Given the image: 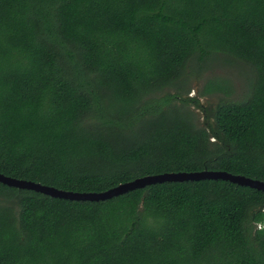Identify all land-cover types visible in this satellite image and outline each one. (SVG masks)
Segmentation results:
<instances>
[{"label": "trees", "instance_id": "16d2710c", "mask_svg": "<svg viewBox=\"0 0 264 264\" xmlns=\"http://www.w3.org/2000/svg\"><path fill=\"white\" fill-rule=\"evenodd\" d=\"M221 56L249 90L197 124L186 69ZM200 171L264 183V0H0L1 174L100 193ZM0 264H264V192L165 182L88 202L0 184Z\"/></svg>", "mask_w": 264, "mask_h": 264}, {"label": "water", "instance_id": "95a60500", "mask_svg": "<svg viewBox=\"0 0 264 264\" xmlns=\"http://www.w3.org/2000/svg\"><path fill=\"white\" fill-rule=\"evenodd\" d=\"M202 180H222L230 183L246 186L251 189L264 192V183L258 180L246 178L241 175H233L223 171H200L190 173H167L154 176H145L137 178L135 180L119 184L109 190L100 193H78L71 191H62L52 187L40 185L38 183L18 180L15 178L7 177L0 173V184L9 188H15L19 190L33 191L52 198H59L71 201H88L99 202L109 200L128 192L143 189L146 186L154 184H162L165 182H185V181H202Z\"/></svg>", "mask_w": 264, "mask_h": 264}, {"label": "rangeland", "instance_id": "374dc122", "mask_svg": "<svg viewBox=\"0 0 264 264\" xmlns=\"http://www.w3.org/2000/svg\"><path fill=\"white\" fill-rule=\"evenodd\" d=\"M196 68V66L187 67L185 84L179 93L183 98L196 99L202 107L198 108L194 104L188 107L197 124H202L204 121V109L214 108L222 101L237 102L247 95L249 90L247 83L250 78V72L246 65L233 61L232 59L226 60L221 56L211 60L199 72ZM208 81H226L227 90L217 94L204 95L203 89ZM166 91L172 94L177 93L174 87H169ZM227 91L229 93L225 94Z\"/></svg>", "mask_w": 264, "mask_h": 264}]
</instances>
